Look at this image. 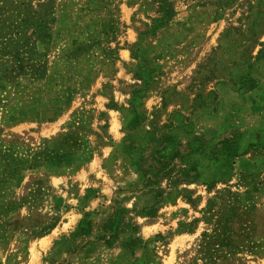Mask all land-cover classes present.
I'll return each instance as SVG.
<instances>
[{
    "label": "rangeland",
    "instance_id": "1",
    "mask_svg": "<svg viewBox=\"0 0 264 264\" xmlns=\"http://www.w3.org/2000/svg\"><path fill=\"white\" fill-rule=\"evenodd\" d=\"M0 264H264V0H2Z\"/></svg>",
    "mask_w": 264,
    "mask_h": 264
},
{
    "label": "trees",
    "instance_id": "2",
    "mask_svg": "<svg viewBox=\"0 0 264 264\" xmlns=\"http://www.w3.org/2000/svg\"><path fill=\"white\" fill-rule=\"evenodd\" d=\"M2 0H0V2H1Z\"/></svg>",
    "mask_w": 264,
    "mask_h": 264
}]
</instances>
